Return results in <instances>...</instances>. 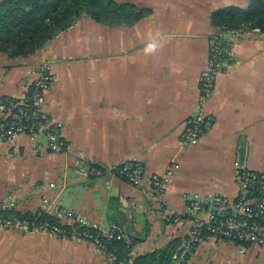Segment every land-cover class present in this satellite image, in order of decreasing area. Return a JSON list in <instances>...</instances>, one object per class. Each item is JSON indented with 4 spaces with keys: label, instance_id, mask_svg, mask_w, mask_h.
I'll return each instance as SVG.
<instances>
[{
    "label": "crops",
    "instance_id": "obj_1",
    "mask_svg": "<svg viewBox=\"0 0 264 264\" xmlns=\"http://www.w3.org/2000/svg\"><path fill=\"white\" fill-rule=\"evenodd\" d=\"M118 2L145 14L116 26L77 21L32 54H0V125L7 121L1 101L28 102L38 68L48 65L43 109L69 144L53 153L44 138L41 149L28 135L0 142V216L45 215L71 229L73 218L55 215L70 211L120 228L115 241L128 247L127 264H156L171 249L175 264L196 225L188 198L235 199L241 171L264 173V33L236 42L239 62L218 78L205 108L212 127L185 145L216 34L213 16L248 9L249 1ZM132 162L146 168L139 187L108 173ZM165 175L170 186L161 194L153 182ZM0 264L118 263L83 240L0 227ZM187 264H264V249L206 236Z\"/></svg>",
    "mask_w": 264,
    "mask_h": 264
},
{
    "label": "built area",
    "instance_id": "obj_2",
    "mask_svg": "<svg viewBox=\"0 0 264 264\" xmlns=\"http://www.w3.org/2000/svg\"><path fill=\"white\" fill-rule=\"evenodd\" d=\"M247 30L220 29L212 39L206 69L200 78V93L197 113L192 119V127L188 130L185 145L197 140L201 134L212 127V119L205 108L213 96L217 80L228 74L239 61L236 55V42L247 36ZM37 79L33 82L28 102H19L15 98L1 101V108L7 121L0 125V142H9L21 136L28 135L38 143L45 139V147L53 153H66L69 144L57 131L58 126L43 109V100L50 88L52 78L48 65H42L37 70ZM85 171V169H82ZM88 172V171H87ZM86 172V173H87ZM91 174L102 176L105 173L99 169H91ZM118 173L132 185L139 187L146 174L142 163H128L111 169L108 173ZM167 175H171L168 173ZM169 176H156L153 186L159 193H166L170 186ZM238 195L231 199L222 195H195L188 198L190 214L195 218V229L191 238L175 256V264H187L194 253L197 244L206 236L220 240L235 241L245 245H255L264 249V173L244 169L237 176ZM51 187H55L54 184ZM56 216L73 218L74 226L64 229L49 221L36 222L24 218L0 216V227L21 232L43 230L64 238L83 240L107 253L110 259L118 264H127L109 248V242L119 238L121 229L97 225L86 218L56 208ZM205 215L204 218H202ZM178 221L184 222L181 217Z\"/></svg>",
    "mask_w": 264,
    "mask_h": 264
},
{
    "label": "trees",
    "instance_id": "obj_3",
    "mask_svg": "<svg viewBox=\"0 0 264 264\" xmlns=\"http://www.w3.org/2000/svg\"><path fill=\"white\" fill-rule=\"evenodd\" d=\"M249 8L233 7L218 11L213 16L217 32L226 28L264 33V0H248ZM83 13L100 24L119 25L144 16L145 12L118 0H2L0 2V54L25 56L46 46L70 28ZM244 30V29H243ZM30 220L54 222L51 217L34 216ZM110 251L125 259L124 242L111 241ZM171 249L162 254L156 264H171Z\"/></svg>",
    "mask_w": 264,
    "mask_h": 264
},
{
    "label": "rangeland",
    "instance_id": "obj_4",
    "mask_svg": "<svg viewBox=\"0 0 264 264\" xmlns=\"http://www.w3.org/2000/svg\"><path fill=\"white\" fill-rule=\"evenodd\" d=\"M1 1H2V0H0V2H1ZM85 19H86V20H87V19H91L90 16H89L87 13H83L82 16H81L77 21H82V20L84 21ZM77 21H76V22H77ZM76 22H75V23H76ZM75 23H74V24H75ZM74 24H73L70 28H72V27L74 26ZM70 28H68V29H70ZM68 29H67V30H68ZM243 29H244L245 31H247L246 28H243ZM67 30H66V31H67ZM248 30H249V29H248ZM61 34H62V33H61ZM59 35H60V34H59Z\"/></svg>",
    "mask_w": 264,
    "mask_h": 264
}]
</instances>
